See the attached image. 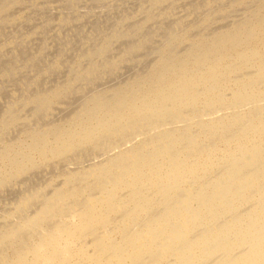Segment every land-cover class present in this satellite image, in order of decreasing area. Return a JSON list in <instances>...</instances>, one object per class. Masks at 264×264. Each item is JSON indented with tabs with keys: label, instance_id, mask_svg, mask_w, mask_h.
Masks as SVG:
<instances>
[{
	"label": "bare ground",
	"instance_id": "1",
	"mask_svg": "<svg viewBox=\"0 0 264 264\" xmlns=\"http://www.w3.org/2000/svg\"><path fill=\"white\" fill-rule=\"evenodd\" d=\"M179 1L189 4L148 0L143 20L124 16L69 64L65 82L41 90L61 73L59 55L38 68L43 52L27 58L16 38L1 42L13 58L1 82L30 77L0 111V264H264V0H204L195 25L172 19ZM21 2L0 3V32ZM241 7L243 18L211 28ZM161 18L174 22L147 70L81 96L63 118L61 101L139 55ZM49 170L58 174L37 184Z\"/></svg>",
	"mask_w": 264,
	"mask_h": 264
},
{
	"label": "rangeland",
	"instance_id": "2",
	"mask_svg": "<svg viewBox=\"0 0 264 264\" xmlns=\"http://www.w3.org/2000/svg\"><path fill=\"white\" fill-rule=\"evenodd\" d=\"M5 1V0H4ZM8 0H6L5 2H2L1 3V0H0V3H1V5L3 6V5H5L6 4V2H7ZM92 1V2H91ZM94 0H75L74 1V3H75V7H73L74 6V3H72L71 4V1L70 0H22V2L18 5L19 6V9H18V6H17V9H16V12L18 13V12H20V14L18 15L16 12H15V9L14 8H12V10H11V12L12 13H9L10 12V10H9V12L7 13V15L6 16H8L7 17V19L9 20L10 19V21H8V20H6L5 21V19H4V22H6V23H4V25H3V28L1 29V32H0V45L4 42V39H8L9 37L12 39L13 37L14 38H16L17 39V42L15 43V47H20V49L23 51V52H25L26 53V57L27 56H29V55H31L32 53H34V52H37V50H38V52L40 51V52H43V55L41 54V58H42V60H43V64L41 63L42 62V60L40 61V63L41 64H39V66H38V68L40 67V68H42V67H44L45 65H44V62H45V64H46V62L48 61L47 59H46V57L49 59V57H50V61H51V58L53 59V58H55V56L57 57L58 55V57L61 59L60 60V62H63V64H62V68L60 69V70H58L59 72L61 71V73H58L57 71H55V73L53 74V72H52V74L54 75H51V73L49 74V76L47 75L46 77H45V81H41V83L42 82H44V83H40V81L38 82V86L39 85H41V86H39V87H41V88H39L38 86H36V87H34V90L31 88L30 89V91L31 90H33V91H31V92H34L35 91V89L37 88H39L38 90H41L42 89V87L43 86H47V84H51V85H48V87L50 86H52L54 83H55V85H56V82L58 83L59 81H60V83H61V81L62 80H64V82L66 81V79H67V75H68V73H70V67L72 66V65H69V64H75L76 63V61L77 60H79V57H78V55H82L83 53V51L85 52L86 50H88L89 48H92L93 46H94V44L95 43H97L98 45L100 44L99 42L100 41H102V38L105 36V35H108L109 33H111V32H113L114 30L113 29H116V28H114V27H116V24H117V22L119 21H121L122 20V18H124V16H132V15H134V19H137V20H140L141 21V19L143 20V18L144 17H142V16H145V14H143L142 12H145V10H142V8H146L147 9V5H148V0H112V1H110V0H105V3H104V0H95V1H97V2H93ZM122 1V2H121ZM128 1V2H127ZM130 1H132V2H130ZM133 1H135L134 3H133ZM145 1V2H144ZM192 1V2H191ZM202 1V2H201ZM230 0H228V2H229ZM108 2V3H107ZM142 2H144V3H142ZM187 3H188V1H186ZM186 2H178L177 4H176V6H175V8L177 7V9L175 10V8H173V10L172 11H170V14H171V12H172V16H173V18H172V16H171V18L172 19H177V20H184V23L183 24H185V23H191V24H193V25H195V24H197V23H199V21H200V19L202 20V17H203V15H204V12L202 13L201 11H200V13L199 12H197L196 13V11L197 10H199V8H201V9H204L203 7V3H204V0H189V6L186 4ZM199 2V3H198ZM200 2L202 3L201 5L202 6H200L199 4H200ZM67 3H69V4H67ZM79 3V4H78ZM101 3V4H100ZM137 3H138V6H137ZM195 3V4H194ZM96 4V5H95ZM113 6H112V5ZM117 4V5H116ZM183 4V5H182ZM194 4V5H193ZM197 4V5H196ZM90 5H92V6H90ZM111 7H110V6ZM139 5H142V6H140L139 7ZM178 5V6H177ZM226 5V4H225ZM78 6V7H77ZM118 6H120V7H118ZM179 6H181V7H179ZM184 6V7H183ZM191 6V7H190ZM197 8V10L195 9V7ZM70 7V8H69ZM77 7V8H76ZM90 7H92V8H90ZM124 7H126L127 8V10H126V8L124 9ZM136 7H138V9L136 8ZM179 7V8H178ZM195 9V11L193 10V8ZM248 7L249 6H247L246 8L248 9ZM68 8H69V10H68ZM93 8H95V9H93ZM116 8H117V11H116ZM135 8H136V10H135ZM144 8V9H145ZM182 8H184V9H182ZM241 8H242V10H241ZM241 8H238V9H235L234 11L233 10H230V11H232V12H228V15H227V18H225V20L223 19V20H219V21H217L214 25H212L213 27H211L212 29H214V28H219V27H221V26H223L222 24H224V23H226V24H224V26L226 25H229L232 21H235V20H239L243 15H245V13H246V11H245V13H244V10H246L245 9V7H244V10H243V7H241ZM86 9H88V10H86ZM92 9V10H91ZM75 10V11H74ZM193 10V11H192ZM237 10V11H236ZM238 10H240V11H238ZM65 11V12H64ZM68 11H70V13H68ZM79 11V12H78ZM91 11V12H90ZM133 11H135V13H133ZM142 11V12H141ZM190 11V12H189ZM13 12H14V14H13ZM72 12V13H71ZM84 12V13H83ZM120 12V13H119ZM177 12H179L178 14H177ZM187 12V13H186ZM192 12V13H191ZM237 12V13H236ZM240 12V13H239ZM16 13V14H15ZM64 13H65V15L66 16H68V20H69V22L68 23H65L64 21H63V23H61L62 22V20H60L61 18L60 17H63V18H66V16L64 15ZM83 13V14H82ZM115 13H118V14H114ZM158 13H161V14H163V12L162 11H157V15H158ZM229 13H231L230 14V16H229ZM234 13H236V14H234ZM244 13V14H243ZM79 14V15H78ZM89 14V15H88ZM131 14V15H130ZM156 14V13H155ZM169 14V15H170ZM176 14V15H175ZM185 16H184V15ZM203 14V15H202ZM16 15H18L19 17H16V20H15V16ZM71 15V16H70ZM118 15V16H117ZM122 15V16H121ZM175 15V16H174ZM195 15V16H194ZM202 15V16H201ZM59 16V17H58ZM78 16H80V18L78 19ZM118 18H120V19H117V17ZM177 16V17H176ZM237 16V17H236ZM240 16V17H239ZM77 17V18H76ZM84 17V18H83ZM179 17H181V18H179ZM230 17V18H229ZM6 18V17H5ZM72 18V19H71ZM112 18V19H111ZM140 18V19H139ZM164 18V17H163ZM179 18V19H178ZM243 18V17H242ZM12 19H13V21H12ZM19 19V20H18ZM170 19V18H169ZM169 19H167L165 22H163L164 20L161 18L160 20L159 19H157V20H159L158 22H157V25H156V22H155V24H154V22H151V23H149L148 25H150V27H151V30H150V27L148 26V27H146L145 28V32L146 33H148L149 32V34L150 33H152V31H156L157 32V34H156V38H151V40L150 39H148V42H147V44H146V47H145V49L142 51V52H140L139 53V55L137 54V55H135V56H132L131 58L129 57V63L128 62H126L125 63V65L123 64V65H121L120 66V71L117 69V71H115L114 70V72H110V71H108V72H105V73H103V76H102V74L100 75L101 76V78L99 79V77L100 76H98L97 77V79L98 80H96V82L95 83H97V85L95 86L94 84L95 83H93V84H87V83H83V85H81L80 87L82 88V90H78V92L77 91H74L73 93L74 94H70L69 95V97L67 98H64L63 100H65V102H66V99H67V104H63V100L61 101L62 102V104L60 103L57 107L59 108L60 107V105H62V108H61V110H60V108H59V110L60 111H62V112H60L61 114H65L64 116H63V118L65 117V118H67L66 117V114H67V116H69L71 113H73L74 111H76L75 109H77L76 108V106L77 105H80L79 104V102L80 103H82L81 101H84V98L86 97V96H89V94L91 95L92 94V92L95 90V91H99L101 88H103V89H105V87L106 88H108V87H116V86H118L119 84H122V83H124V81L126 82V80L127 79H129V78H131V77H133L134 75H136V74H138L137 72H139V73H141V72H145L146 70H147V67L150 65V62H151V60H152V56L154 57V53L156 54V51L155 50H157L160 46H161V43L163 42V38H164V34L163 33H165V29L166 28H164L165 26L166 27H168L170 24H172L173 22H174V20H173V22L172 23H170L171 21H169ZM171 19V20H172ZM194 19H196V20H194ZM73 20V21H72ZM78 20V21H77ZM83 20H85L84 22H83ZM110 22H109V21ZM161 20H163V21H161ZM80 21V22H79ZM87 21V22H86ZM104 21H105V23H104ZM186 21V22H185ZM191 21V22H190ZM198 21V22H197ZM225 21V22H224ZM231 21V22H230ZM72 22H73V24H72ZM108 22V23H107ZM114 22V23H113ZM133 22H134V20L133 19H130V21H128L127 23H123V27H122V25H121V27H119V29L121 28H123L122 30H119V31H121V32H128L129 30H130V28L134 25L133 24ZM163 24H162V23ZM168 24H167V23ZM196 22V23H195ZM112 23V24H111ZM116 23V24H115ZM121 23H122V21H121ZM151 24H153V25H151ZM161 24V25H160ZM111 26V27H108V26ZM165 25V26H164ZM218 25H219V27H218ZM103 26V27H102ZM113 26V27H112ZM163 27L164 28V30L162 29V28H159V27ZM171 26V25H170ZM169 26V27H170ZM35 28V29H34ZM148 28V29H147ZM159 28V29H158ZM35 30V34L34 35H32V37H27V35H30V33H31V31L32 30ZM101 29V30H100ZM109 29V30H108ZM126 29V30H125ZM129 29V30H128ZM33 30V31H34ZM106 30V31H105ZM125 30V31H124ZM128 30V31H127ZM110 31V32H109ZM92 32V33H91ZM163 32V33H162ZM96 33V34H95ZM123 33V34H124ZM129 33H131L130 31L128 32V34ZM160 33H162V35L160 34ZM98 34V35H97ZM105 34V35H104ZM104 35V36H103ZM125 35H126V33H125ZM159 35V36H158ZM86 37V38H85ZM89 37V38H88ZM102 37V38H101ZM162 37V38H161ZM27 38H29V39H27ZM94 38V39H93ZM100 38V39H99ZM158 38V39H157ZM81 39H83V40H81ZM153 39H156V40H153ZM94 40V41H93ZM45 41V42H44ZM155 41H157L156 43H155ZM2 42V43H1ZM122 42V41H121ZM85 43V44H84ZM93 43V44H92ZM122 43H125V42H122ZM149 43V44H148ZM159 43V44H158ZM67 44V45H66ZM84 44V45H83ZM90 44H92V45H90ZM118 44V45H117ZM120 44V42H118V43H116L114 46H117L118 48H116L115 47V49H114V52L113 53H116V52H119V50L122 48V46H123V44L120 46L119 45ZM45 47H44V46ZM70 45V46H69ZM159 45V46H158ZM92 46V47H91ZM119 47H120V49H119ZM155 47V48H154ZM57 48H59V49H57ZM114 48V47H113ZM54 49V50H53ZM85 49V50H84ZM119 49V50H118ZM5 50H7V51H5L3 54L5 55L6 53V55L4 56V55H2V54H0L1 56V58H0V63H1V65H0V68L1 69H3V68H5L6 66H8V65H11V63L9 62V61H11L12 62V59L13 58H10V55L12 54V52H11V49L9 48V47H7ZM67 50V51H66ZM80 50V51H79ZM149 50V51H148ZM50 51V52H49ZM82 51V52H81ZM147 51V52H146ZM155 51V52H154ZM10 52H11V54H10ZM37 52V53H38ZM47 52H49L48 54H46ZM53 54H52V53ZM82 54H81V53ZM150 52V53H149ZM36 53V54H37ZM51 53V54H50ZM56 53H57V55H56ZM44 54H46V55H44ZM50 54V56H48ZM64 54H66V55H64ZM144 54V55H143ZM33 55H35V53L33 54ZM53 55V56H52ZM55 55V56H54ZM147 55V56H146ZM3 56V57H2ZM43 56H45V58L43 57ZM66 56V57H65ZM146 56V57H145ZM149 56L151 57V58H149ZM26 57H25V59H26ZM30 57V56H29ZM62 57V58H61ZM140 57V58H139ZM28 58V57H27ZM40 58V59H41ZM74 58V59H73ZM77 58V59H76ZM137 58V59H136ZM72 59V60H71ZM86 59V58H85ZM89 61H91V59H89V58H87ZM86 59V60H87ZM149 59V60H148ZM151 59V60H150ZM45 60V61H44ZM88 60H87V65L88 64H90L89 62H88ZM130 60H131V62H130ZM141 60H143V61H141ZM66 61V62H65ZM82 61H83V63H82ZM81 61V63H82V65L84 64H86V62H85V60H82ZM145 61V62H144ZM150 61V62H149ZM146 62H148V63H146ZM68 63V64H67ZM132 63L134 64V65H132ZM137 63V64H136ZM5 66H4V65ZM8 64V65H7ZM143 64H145L143 67H142V65ZM132 65V66H131ZM137 65H139V66H137ZM146 65H148V66H146ZM74 66V65H73ZM122 66H125V67H122ZM130 66V67H129ZM146 66V67H145ZM68 67V68H67ZM127 67H129V68H127ZM140 67V68H139ZM70 68V69H69ZM123 68V69H122ZM139 68V69H138ZM129 69H131V70H129ZM136 69V70H135ZM68 70V71H67ZM140 70V71H139ZM29 71V69H27L26 71H24L23 70V73L21 74V75H19L18 77H19V80H20V78H23V77H21V76H23L24 75V77L25 76H28V77H30V74L29 73H27ZM71 71H73V69L71 70ZM113 71V70H112ZM128 71V73H126ZM67 72V73H66ZM132 74V75H130V73ZM56 73H58V74H56ZM112 73V74H111ZM133 73H135V74H133ZM55 74H56V76H55ZM119 74H120V76H119ZM130 75V76H129ZM69 76V75H68ZM107 76H108V81H106L107 80ZM111 76V77H110ZM123 76H124V78H123ZM49 77V78H48ZM56 77V78H55ZM59 77H61V78H63V79H58ZM115 77V78H114ZM117 77V78H116ZM119 77V78H118ZM51 78V79H50ZM113 78H114V80H113ZM121 78V79H120ZM18 79V78H17ZM42 79V78H41ZM53 79H56V82H54V80ZM120 79V80H119ZM19 80H14L13 79V83H15V84H13V83H11V81H9L10 83L8 84V82H5L4 84L1 82V80H0V87H2V85L1 84H3V89H4V91H3V89L2 88H0V89H2L1 91H0V111L2 110V111H5V107L7 106V105H10L8 102H10V101H13V93L12 92H14V90H15V92L18 94V92H17V88H20L19 86H21L19 83ZM49 80H51V81H49ZM101 80V81H100ZM109 80H110V82H109ZM113 80V81H112ZM119 80V81H118ZM123 80V81H122ZM49 83H48V82ZM102 81H104V83L102 82ZM119 83H118V82ZM106 82V83H105ZM107 82H108V84H107ZM117 82V83H116ZM18 83V84H17ZM47 83V84H46ZM98 83L99 84H101V85H99L98 86ZM5 84H7V85H5ZM46 84V85H45ZM107 86H106V85ZM113 84V86H111ZM10 85V86H9ZM12 85V86H11ZM15 85V86H14ZM43 85V86H42ZM92 85V87H90ZM104 85V86H103ZM8 86V88H6ZM17 86V87H16ZM94 86V87H93ZM5 87V88H4ZM11 87V88H10ZM78 88V89H81V88ZM85 87V88H84ZM89 87L92 89H89ZM22 88V87H21ZM5 89H7V90H5ZM13 91H12V90ZM36 89V90H37ZM87 89V90H86ZM97 89V90H96ZM10 91L11 90V93L9 92H7V91ZM84 90V91H83ZM18 91H20L19 93V95H21L22 94V91L23 90H18ZM89 91V92H88ZM94 91V92H95ZM76 92V93H75ZM91 92V93H90ZM85 94V95H84ZM12 97H11V96ZM18 96V95H17ZM75 96V97H74ZM81 96H83L82 98H81ZM77 97H78V99H79V97H80V99L78 100L77 99ZM72 98H74V99H72ZM10 99V100H9ZM69 100H70V102H71V104H73L74 103V106L72 107L71 106V104H70V102H69ZM75 100V101H74ZM77 100V101H76ZM6 105V106H5ZM64 105V106H63ZM55 108L54 109V111H53V115H57L58 117L60 116L61 117V114L59 113V111L57 110L58 108ZM63 107H65V108H63ZM71 107V108H70ZM56 110L58 111V112H56ZM67 112H66V111ZM74 110V111H73ZM56 112V113H55ZM63 112H66V113H63ZM69 112V113H68ZM71 112V113H70ZM1 114H3L2 112H0ZM55 113V114H54ZM0 114V115H1ZM59 114V115H58ZM53 115L52 116H50V118L49 119H51V120H49V121H52V120H54V118H53ZM57 116H55V117H57ZM58 117H57V119H58ZM59 117V118H60ZM62 117L60 118V119H63ZM56 119V118H55ZM14 135V134H13ZM50 171V170H49ZM49 171H47V172H43V171H41L42 173H43V175H42V173H39V174H37L35 177L36 178H34V180H35V182H36V180H38L39 182H37V184H39L40 182V184H43V182H45L46 181V179L47 180H49V178H51V171L49 172ZM56 171V170H55ZM52 173H55V172H53L52 171ZM48 174H49V176H48ZM58 174V173H57ZM56 173L55 174H53L52 176H54V175H57ZM39 175V176H38ZM40 175H42V176H40ZM40 177V178H39ZM47 177V178H46ZM44 179V180H43ZM42 180V181H41ZM10 195V194H9ZM9 195H7V198H8V201H9V199H10V196ZM9 196V197H8ZM4 197H6V195L4 196H1V198H2V200H1V198H0V200H1V203L3 202L4 204H6V201H7V199L5 200L4 199ZM12 197V196H11ZM12 199V198H11ZM8 208V207H7ZM4 209H6V207H5V205H2V204H0V212L2 211V210H4Z\"/></svg>",
	"mask_w": 264,
	"mask_h": 264
}]
</instances>
